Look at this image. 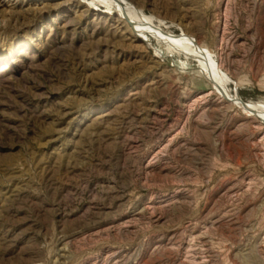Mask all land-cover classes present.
I'll list each match as a JSON object with an SVG mask.
<instances>
[{"label": "rangeland", "instance_id": "obj_1", "mask_svg": "<svg viewBox=\"0 0 264 264\" xmlns=\"http://www.w3.org/2000/svg\"><path fill=\"white\" fill-rule=\"evenodd\" d=\"M86 1L0 0V264H264V122ZM134 1L264 103V0Z\"/></svg>", "mask_w": 264, "mask_h": 264}, {"label": "bare ground", "instance_id": "obj_2", "mask_svg": "<svg viewBox=\"0 0 264 264\" xmlns=\"http://www.w3.org/2000/svg\"><path fill=\"white\" fill-rule=\"evenodd\" d=\"M84 3L86 7H90V5L105 6L108 9L107 13H112L115 10L118 14L117 21H121L127 29L132 32L147 33L156 38L167 50L182 54L187 59L195 60L199 64L200 72L206 74L207 78L226 100L245 112L248 118L261 119L264 122V103L245 101L237 89L234 92L230 91L229 86L232 79L224 71L222 64L215 58L213 50L201 45L186 31H182V34H175L166 30L168 23L165 20L146 12L134 0H87ZM159 54H161V51H159Z\"/></svg>", "mask_w": 264, "mask_h": 264}]
</instances>
